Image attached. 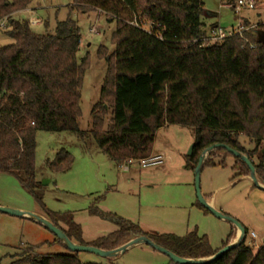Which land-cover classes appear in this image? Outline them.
Instances as JSON below:
<instances>
[{
	"label": "trees",
	"instance_id": "trees-1",
	"mask_svg": "<svg viewBox=\"0 0 264 264\" xmlns=\"http://www.w3.org/2000/svg\"><path fill=\"white\" fill-rule=\"evenodd\" d=\"M31 1L0 0V29L5 28L13 39L11 44L0 45V173L16 175L42 202L36 175L38 131H70L84 142L91 135L119 165L129 158L151 155L160 128L184 125L195 131L188 168L195 170L206 148L224 143L246 154L264 181V148L260 149L264 146V44L257 33L264 31L263 25L204 44L201 39L209 30L203 21L207 14L203 0H74L70 12L100 11L117 22L112 37L115 49L105 57L100 99L92 110V128L86 131L80 127L81 98L90 61L89 53L78 57L81 28L69 16L57 22L54 32H35L29 20L12 16ZM3 20L7 27L1 26ZM241 136L254 147L247 148ZM220 151L234 156L224 148L216 149L205 165L225 166L224 161L216 163L212 158ZM234 158L235 178L250 174L247 164ZM73 164L71 152L61 149L48 161V168L66 172ZM91 213L118 225L92 244L105 250L146 235L181 257L198 259L214 255L235 235L232 228L222 247L215 249L197 229L185 236L161 234L97 207ZM43 214L72 241L85 244L72 213L45 207ZM247 234L246 229L241 244L205 264H264V243L255 250L247 243ZM56 242L65 245L58 238ZM36 249L37 245L26 246L11 256L9 264H105L83 262L73 253L40 254Z\"/></svg>",
	"mask_w": 264,
	"mask_h": 264
},
{
	"label": "rangeland",
	"instance_id": "rangeland-1",
	"mask_svg": "<svg viewBox=\"0 0 264 264\" xmlns=\"http://www.w3.org/2000/svg\"><path fill=\"white\" fill-rule=\"evenodd\" d=\"M74 0H32L28 7L15 11L12 16L29 20L37 33L54 32L57 22L69 16L81 28L82 44L79 59L89 53V68L82 87V117L80 127L92 128V110L100 99L109 54L115 49L112 43L116 20L100 11L70 12ZM207 14L205 29L215 23L223 27L235 25L247 12L256 20H264L261 7L237 15L233 9L221 7L223 0H203ZM264 1V0H262ZM216 15V16H214ZM40 20L35 22L34 20ZM7 27V26H6ZM95 30V32H94ZM13 39L0 29V45H8ZM102 48V55L99 49ZM106 47V48H105ZM110 113L106 126L110 123ZM36 147V175L40 182L42 202L38 201L20 183L16 175L0 173V205L34 213H44L45 207L57 213H72L82 228L84 245L94 244L101 237L118 229V225L91 213L93 207L106 213H114L139 224L148 232L185 236L197 229L207 235L211 246L222 247L232 228H237L225 218L206 210L199 202L195 186V170L188 168L195 131L184 125H168L160 128L155 137L152 154L163 153L165 163L141 168L130 166L125 170L112 161L89 135L82 141L70 131H38ZM247 148L254 144L245 136L240 137ZM264 148V146H261ZM66 149L74 157L69 171L53 172L48 161L58 151ZM211 154L207 158L211 157ZM216 163L225 166L204 165L201 173V190L205 198L214 199L215 207L238 220L248 231L247 243H264V190L255 185L250 174L236 177L234 156L220 151L213 153ZM255 233L257 238L252 234ZM56 235L44 225L16 215L0 211V258L3 264L11 262V256L28 245H37L40 254H77L83 262L105 264H178L171 258L146 244L131 247L125 253L105 258L93 252L70 250L56 242ZM48 241V242H46ZM257 250V247L254 246Z\"/></svg>",
	"mask_w": 264,
	"mask_h": 264
},
{
	"label": "water",
	"instance_id": "water-1",
	"mask_svg": "<svg viewBox=\"0 0 264 264\" xmlns=\"http://www.w3.org/2000/svg\"><path fill=\"white\" fill-rule=\"evenodd\" d=\"M257 33H258L259 41L262 44H264V31L258 30ZM193 148H194V144L191 147V152H190L191 155L193 153ZM221 148L226 149L227 151L232 153L235 157L242 159L250 169V178L253 180V182L255 183L256 186H258L259 188L264 190V181H261L259 179L254 163L246 154H244L241 151H239V150H237V149H235V148H233L227 144H224V143L214 144V145L206 148L202 152V154L199 157L198 164L195 168V186H196V192H197V196L199 198V202L201 203V205H203L210 212L216 214L217 216H219L221 218H225V219L229 220L240 231L238 237L236 238V240L234 242L229 243L228 245L221 248L214 255H212L210 257L198 258V259L181 257V256L177 255L176 253L166 249L165 247L155 243L152 239H150L146 235H138V236L130 239L129 241H127L126 243H124L120 247L115 248L113 250H105V249H102V248H99L96 246H91V245H82V244H78V243H75L74 241H72L61 228L56 226L53 222H51L45 216H42L38 213L22 211V210L10 208V207L2 206V205H0V211L8 213V214L16 215L19 217L27 218V219L36 221V222L44 225L46 228L51 230L56 235V237L65 244V246H67L70 250H72L74 252L88 251V252L96 253V254L103 256L105 258H113V257L118 256L121 253H125L128 249H130L133 246H136L139 244H146V245L153 247L154 249H157V250L167 254L171 258L172 261H174L178 264H205V263L211 262V261L223 256L225 253L229 252L230 250H232L233 248H235L239 244H241L242 241L246 238V228L238 220H236L235 218H233L230 215L225 214L224 212H222L221 210H218L216 207H214L212 204H210L208 202V200L205 198V196L202 194L201 173H202V170L204 168L207 157L212 151H214L216 149H221Z\"/></svg>",
	"mask_w": 264,
	"mask_h": 264
},
{
	"label": "built area",
	"instance_id": "built-area-1",
	"mask_svg": "<svg viewBox=\"0 0 264 264\" xmlns=\"http://www.w3.org/2000/svg\"><path fill=\"white\" fill-rule=\"evenodd\" d=\"M258 3H259V0H236L234 3L230 2L229 0H223L221 7H227V8L233 9L237 15H240L245 9H249V10L256 9L258 7ZM34 21L38 23L40 22V20L38 19ZM6 24H7V20H3L1 22L2 27H5ZM260 24L264 26V22ZM260 24L246 27L243 25L242 21L240 20V22L235 27H231V28H224L221 26L212 27L209 30L207 36H205L201 40L204 44L207 42L215 41V40H222V39H225L227 37H230L236 34H242L243 32L251 28H254ZM197 41L198 40H194L193 42H197ZM253 46L254 45H252V47ZM165 160H166V157L163 153H154L147 157L129 158L125 160L124 162H122L121 164H119V166L126 169V168H130V166L132 165H138L139 167L146 169V168L160 166L165 163ZM252 236L254 238H257V235L255 233H253ZM253 246L257 247L258 249L261 245L254 243Z\"/></svg>",
	"mask_w": 264,
	"mask_h": 264
},
{
	"label": "crops",
	"instance_id": "crops-1",
	"mask_svg": "<svg viewBox=\"0 0 264 264\" xmlns=\"http://www.w3.org/2000/svg\"><path fill=\"white\" fill-rule=\"evenodd\" d=\"M259 7H261V9H264V1L259 0V3H258V7H257V8H259ZM253 10H254V9H253ZM245 11H250V10H249V9H245ZM214 16H216V15H214ZM240 20L242 21L243 25L246 26V27H248V26H249V27H250V26H254V25H257V24H260V23H263V22H264V20H262V18L256 20V17L253 16V14H248V12H247L243 17H239V18H238V21H237V23H236L235 25H232V26H230V27H228V28H231V27H235V26H237V24L240 22ZM247 24H248V25H247ZM216 26H221V25H219L218 23H215V24H214V27H216ZM221 27H223V26H221ZM224 28H227V27H224ZM82 40H83V39H82ZM81 44H82V43H81ZM155 153H156V152H155ZM125 170H130V169H129V168H126ZM206 199L208 200V202H209L210 204H212V205L215 207V201H214V199L212 200V199H209L208 197H207ZM38 214L44 216L43 213H38ZM234 230H235V235H234V237L232 238L231 242H234V241L236 240V238L238 237L239 233H240V231H239L238 228H234ZM46 242H48V241H46ZM231 242H230V243H231ZM219 248H221V247H219Z\"/></svg>",
	"mask_w": 264,
	"mask_h": 264
}]
</instances>
